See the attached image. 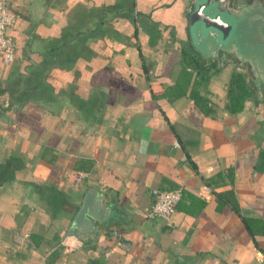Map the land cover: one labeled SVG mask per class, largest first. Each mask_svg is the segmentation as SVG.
I'll list each match as a JSON object with an SVG mask.
<instances>
[{
  "label": "crops",
  "instance_id": "crops-1",
  "mask_svg": "<svg viewBox=\"0 0 264 264\" xmlns=\"http://www.w3.org/2000/svg\"><path fill=\"white\" fill-rule=\"evenodd\" d=\"M7 1L0 264H264V0H234L224 42L191 32L194 0ZM88 183L113 211L67 250ZM172 187L169 218L148 217Z\"/></svg>",
  "mask_w": 264,
  "mask_h": 264
},
{
  "label": "water",
  "instance_id": "water-1",
  "mask_svg": "<svg viewBox=\"0 0 264 264\" xmlns=\"http://www.w3.org/2000/svg\"><path fill=\"white\" fill-rule=\"evenodd\" d=\"M239 9L234 0H194L189 14L191 32L196 28L200 33L224 42L238 27ZM112 211L104 193L93 183H88L66 232L75 233L83 240L97 239L100 226L108 221Z\"/></svg>",
  "mask_w": 264,
  "mask_h": 264
},
{
  "label": "built area",
  "instance_id": "built-area-1",
  "mask_svg": "<svg viewBox=\"0 0 264 264\" xmlns=\"http://www.w3.org/2000/svg\"><path fill=\"white\" fill-rule=\"evenodd\" d=\"M18 17L7 0H0V60L9 62L15 51L13 39L7 34L6 29L13 25ZM152 201L147 210V216L167 220L175 208V204L181 196L180 187L153 188ZM61 245L67 250L77 248L81 239L75 234H64L60 239Z\"/></svg>",
  "mask_w": 264,
  "mask_h": 264
},
{
  "label": "trees",
  "instance_id": "trees-1",
  "mask_svg": "<svg viewBox=\"0 0 264 264\" xmlns=\"http://www.w3.org/2000/svg\"><path fill=\"white\" fill-rule=\"evenodd\" d=\"M247 88L242 75L234 72L231 75L229 86L227 88L228 103L230 110H237L241 107L244 97L247 95Z\"/></svg>",
  "mask_w": 264,
  "mask_h": 264
}]
</instances>
